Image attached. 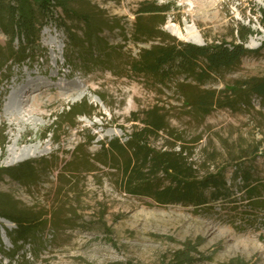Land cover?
Returning <instances> with one entry per match:
<instances>
[{"label":"rangeland","instance_id":"rangeland-1","mask_svg":"<svg viewBox=\"0 0 264 264\" xmlns=\"http://www.w3.org/2000/svg\"><path fill=\"white\" fill-rule=\"evenodd\" d=\"M143 2L172 7L163 26L161 19L148 21L154 27L149 38L135 34L136 12ZM71 6L94 15L98 45L72 48L67 29L85 40L86 27L56 5L32 56L18 64L8 55L0 58V139L6 141L0 148V167L51 155L61 165L80 143L89 141L88 153L94 156L101 143L126 142L134 127L143 126L133 122L134 116L143 119L144 112L157 107L168 125L150 141L156 151L183 152L198 178L224 172L233 189L240 183L234 178L237 168H250L254 177L264 180L263 100L254 95L236 110L204 116L187 105L178 89L181 83L198 85L187 75L164 78L133 69L142 50L161 44L158 30L192 44L186 38L189 27L199 35L200 46L240 44L252 52L237 66L212 74L200 90L223 92L239 82L264 78V0H82ZM170 25L182 37L171 33ZM9 43L0 27L3 53ZM168 43L172 41L166 37L162 44ZM18 45L17 38L16 50ZM83 101L96 109L91 116L79 117L76 127L64 118L49 130L56 115ZM22 151L35 154L19 160ZM60 170L51 168L31 186L8 176L0 181V193L48 221L13 261L0 254V264H20L24 257L28 264H168L187 241L200 243L193 253L195 264H227L238 258L264 264V211L242 216L246 202L239 210L221 203L198 210L185 204L161 206L147 197L124 194L116 170L82 168L62 178ZM0 225L14 227L1 218ZM2 227L3 248L9 253L14 246Z\"/></svg>","mask_w":264,"mask_h":264},{"label":"trees","instance_id":"trees-1","mask_svg":"<svg viewBox=\"0 0 264 264\" xmlns=\"http://www.w3.org/2000/svg\"><path fill=\"white\" fill-rule=\"evenodd\" d=\"M82 0H0V27L10 38V43L3 53L0 47V58L8 55L15 63L22 62L32 56L40 48L41 30L53 18L54 6H60L65 16L77 18L86 27L85 40H81L68 28V36L72 48L83 49L84 45H98L100 36L97 23L91 13L74 9L71 3ZM77 4V3H76ZM81 5L84 3H80ZM79 4V5H80ZM53 7V8H52ZM170 5L159 6L155 2L141 3L136 12L135 34L149 38L154 35V27L149 20L161 19V26L165 24L164 16L170 12ZM156 38L161 39L160 45L144 49L135 60L133 69L145 75H155L165 78L172 73L185 74L198 85L193 87L181 83L178 87L188 106L197 110L201 115L208 116L215 110L229 108L236 110V106L247 102L249 97L257 96L264 101V78L254 77L251 80L239 82L232 89L223 92L214 90H200L199 85H205L212 74L230 69L241 63L242 59L252 52L244 45H211L197 46L177 41L160 30ZM166 37L172 43L163 45ZM18 38L17 50L13 43ZM140 40V39H139ZM96 109L87 101L69 106L63 113L56 115L49 130L59 126L65 118L70 127H76L75 122L81 116H91ZM141 122L142 127H134L126 142L114 139L108 143H101L100 149L92 156L88 153L87 144L80 143L61 165L55 155L35 160L23 161L16 166L0 167V181L9 177L12 181L26 186L35 184L40 175H44L51 168L59 171L62 178L66 172L78 174L85 168L87 172H95L101 166L116 170L122 191L135 197H147L161 206L190 205L196 208H212L213 203L232 205L235 210L243 206L240 215L255 216L258 210L264 211V180L254 177L250 168H237L234 172L235 180L240 179L235 189L228 185L224 172L197 177L195 166L187 161L183 152H158L150 146L152 138H158L167 129V121L160 109L155 107L144 112L143 119L134 116L133 122ZM4 132L1 134V136ZM6 147V141L0 139V148ZM242 196H238V195ZM251 212V213H250ZM0 218L14 225L12 229H5L0 225V254L14 260L26 244H31L38 231L47 226L48 221L41 213H34L30 209L20 208L17 201L9 195L0 193ZM54 222V219H53ZM55 224V223H53ZM1 227L14 246L12 251L5 252L1 240ZM106 233L111 234L110 228L103 225ZM200 244V243H199ZM198 244V245H199ZM191 241L183 244V249L174 252L173 259L168 264H195L197 259L193 253L197 246ZM29 259L23 258L20 264H28ZM119 264V263H116ZM227 264H248L241 259H231Z\"/></svg>","mask_w":264,"mask_h":264},{"label":"bare ground","instance_id":"bare-ground-1","mask_svg":"<svg viewBox=\"0 0 264 264\" xmlns=\"http://www.w3.org/2000/svg\"><path fill=\"white\" fill-rule=\"evenodd\" d=\"M169 30L171 33H173L174 35L178 36V37H182V32L179 31V29H177L175 26L170 25L169 26ZM186 32H187V41H189L192 44H196V43H200V38L199 35L197 34V32L194 30V28H186ZM31 149V148H30ZM33 149V148H32ZM35 150V149H34ZM36 151V150H35ZM34 152L31 151H22L20 156H18V159L21 160L22 158H27V157H31L34 156L35 154ZM37 153V152H36ZM17 158V157H16ZM4 224H7V222L5 220H3Z\"/></svg>","mask_w":264,"mask_h":264},{"label":"water","instance_id":"water-1","mask_svg":"<svg viewBox=\"0 0 264 264\" xmlns=\"http://www.w3.org/2000/svg\"><path fill=\"white\" fill-rule=\"evenodd\" d=\"M193 45H194V44H193ZM195 45L200 46V45H198V44H195Z\"/></svg>","mask_w":264,"mask_h":264}]
</instances>
